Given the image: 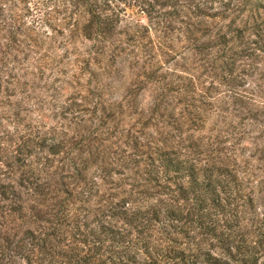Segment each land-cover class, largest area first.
<instances>
[{"label": "rangeland", "instance_id": "1", "mask_svg": "<svg viewBox=\"0 0 264 264\" xmlns=\"http://www.w3.org/2000/svg\"><path fill=\"white\" fill-rule=\"evenodd\" d=\"M213 1L181 0L180 16H170L160 27L146 17L139 24L132 15L137 8L129 9L104 39L97 38L96 26L86 36L70 37L62 30L54 50L61 64L36 76L27 72L35 71L34 65L24 61L33 55L28 49L33 43L20 33L16 39L23 43L16 46L13 29L0 27V68L9 63L13 75L21 76L17 95L9 100L11 113L20 101L27 111L20 129L64 141L70 150L50 156L38 140L24 148V139L9 125L25 162L11 182L18 184L29 165L36 173L31 180L42 183L46 175L37 173L48 157L53 168L47 173L56 182L68 176L65 188L72 193L70 198L55 192L63 189L55 185L43 196L30 184H25L29 191L16 185L21 200L13 204L21 210L1 221L5 235L18 241L29 231L48 232L52 225L45 221H53L59 203L71 199L72 218L57 235L59 253L73 243L79 257L94 254L97 264L111 249L105 234H98L108 224L138 242L143 264L156 255L154 264H212L209 254L230 264H264V51L236 56L233 73L227 64L246 44L264 46V0L242 4L227 19L196 18L187 9ZM215 7L204 11L221 13ZM187 23L195 24L190 33ZM0 75L6 79L8 73ZM12 145L7 148L15 153L19 148ZM161 150L196 163L203 186L193 191L188 176L167 175ZM5 168L0 163V170ZM74 224H85L82 229L92 235L88 242L75 241ZM67 259L57 255L60 264H70ZM26 261L18 258L16 264Z\"/></svg>", "mask_w": 264, "mask_h": 264}, {"label": "trees", "instance_id": "2", "mask_svg": "<svg viewBox=\"0 0 264 264\" xmlns=\"http://www.w3.org/2000/svg\"><path fill=\"white\" fill-rule=\"evenodd\" d=\"M179 1L181 0H153V2H146L145 0H0V27L13 29L11 30L10 35L16 46L18 43H23L16 39L17 35L20 33L27 35L28 40L33 43L32 47L28 48L33 55H28L24 61H27L28 64H32L35 67V71L27 70V72L33 76H36L37 74L44 75L46 70L57 69L61 64L58 56L54 53V50L55 45L60 44L58 42V36L61 38L64 37V32H62V30L69 33L70 37H76L79 33L85 35L86 31L91 34V29L96 26L99 34L97 35V38L104 39L109 32L114 30L116 24L121 23V18H123L122 15L124 12L136 8L137 12L135 11L136 13L132 14L137 17L136 22L142 24L144 22L143 19L149 18L152 24V20H156L154 24L160 27V23L164 20L166 23L170 16L174 15V18L180 16L178 10V7H180L178 3ZM185 1L187 4L191 3V0ZM251 1L252 0H244L242 3L241 0H214L213 4L211 3L210 5H188L189 7L187 9L191 11V14L197 13L195 15L196 18L206 17L208 19H214L222 17V19H227V13L229 11H239L242 4L243 7H246L252 4ZM119 3L124 5L123 9L119 6ZM170 4L173 5L171 6ZM216 5H219L221 13H208L204 11V8L208 11H214L216 10ZM165 7H170L173 10L170 12L162 11ZM160 8H162V10ZM110 11L112 13L111 15H108L107 12ZM10 15L16 16V19L8 18ZM86 17H88V20H86ZM11 20L15 21L12 24H15L16 27L9 24V21ZM135 20H133V24L135 23ZM187 25V32L190 33L191 27L195 26V24L187 23ZM143 27L146 26L143 25ZM90 34L89 36H91ZM221 38L226 41L224 35H222ZM258 44L259 42H253V46H248V44H246L239 52L237 50L233 51V55L230 57V63L226 61L228 66L233 65V67H230L229 69L230 72L233 73L235 70L234 65L236 60L234 58L236 56L251 58L256 51L263 52L264 46L257 47ZM224 54L225 52L222 53V58L225 56ZM9 56H11L10 53H4V57L7 61L10 59ZM50 62H54L55 66L52 67ZM10 66L9 63L7 65L2 63V67L0 68V73L3 75L8 73L6 79H3L0 75V159H2L0 160V163L6 167L4 171L0 170V264H16V259L18 258L27 260V264H60L57 260V255H62L64 259H67L69 254H72V256L67 259L71 261L69 262L70 264H96L97 260L94 254L86 257H79L78 253L81 252V250L78 246H74L73 243L67 245L69 251L64 253H59L57 251L61 250L60 242L58 240L59 237H57L58 232L61 230L60 227L67 226L68 224L66 222L72 218V212L69 209L71 208V199L62 200L59 203V210L53 213V221H45L52 225L48 232L36 236L35 233L29 231L26 233L25 238H21L18 241L3 233V223L1 221L5 219L7 215L10 216L11 213L21 210V207L19 206L14 207V204H16L14 201L16 199L21 200L20 194H17L16 192V185L29 191L28 186L25 184H30L35 193L43 196L53 193L51 189L55 185H59L63 187V189H56L55 192L64 193L70 198L72 197V193L65 188L66 184L64 183V179L68 178L67 175V177H62L59 182H56L53 180L52 176L47 173V171L53 168V165L50 163L52 161L48 157H44L45 163L42 166L43 170H39V173H37H44L46 175V178L42 179V183L31 180V176H35L36 173L33 172L31 166L27 164L26 165L29 169L23 172V175L25 176L20 177L18 184L11 182L14 181V175L17 170H21V166H23L22 164L25 163L24 161H21L20 155L23 146L18 147V143L13 141V133L20 136L19 140L24 139V142H22L24 148L26 146L25 144H33L38 140L36 145L41 151L47 150L50 156L56 157L60 154H66L67 150L68 152H70V150L67 149L64 141L57 142L47 136L37 137L32 134L34 131L28 132L20 129L24 122L23 119H21L22 113L27 111H24L22 107L23 101H20L19 104L18 102L15 104V108L11 113L13 105L9 100L17 95V89L21 83V76L17 74L13 75L12 70L10 71L9 69ZM223 69L225 70V68ZM3 83H5L6 86H4ZM4 92L8 94L9 99H7V101L4 99L6 96L4 95ZM5 122L8 124L5 125ZM9 125L13 126V133L9 131ZM24 127L28 126L25 125ZM29 127L32 128L31 126ZM35 129L37 128L35 127ZM9 142L13 143L12 146H17V148H19L15 153H12V151L7 148ZM16 153L20 157H16ZM160 153H162L161 161L165 164L163 168L167 175L174 172L175 175L180 176V178L188 176V178L192 179L191 184L193 185V191L194 189L203 186L201 185V181L198 180V172L200 170L197 169L198 165L196 163H192V161L187 159H176L174 155L171 158V154L168 156L166 153H163V150H161ZM85 163L86 162H83V164ZM85 168L86 167L84 166L83 169ZM75 171L79 176L82 175L83 171L76 168ZM111 172L112 169L106 171L109 175ZM29 174L30 177H27L26 175ZM76 174L73 176L70 175L71 178H74V176L76 177ZM48 176L50 180L47 179ZM4 180L9 181L10 183L6 184L3 182ZM84 181L87 180L84 179L83 182ZM90 189L92 190V186ZM181 189L183 188L181 187ZM46 191L49 193L46 194ZM4 203H11L12 205L10 209H8L7 206H3ZM116 212L120 214L118 210ZM134 222L135 221H131V223ZM107 225H103V232H99L98 234H105L108 241L111 243V249L106 252L108 254L105 258H101L97 264H143V259L138 258V252L140 253L141 250L137 248L138 242L134 243V240L132 239L128 241L126 237L129 233H126L127 235L123 236L118 233L119 231H114L112 226ZM82 227L86 229L85 224H74V230L77 232L73 235V238L76 239L75 241H82L85 243L88 242L92 235L86 230L85 232ZM121 249L124 251H121ZM130 249H134L137 253H129L128 250ZM156 256L158 257L160 255ZM157 257L151 256V261H149L148 264H154ZM206 259L210 260L212 264H230L228 261L219 259L210 254L207 255Z\"/></svg>", "mask_w": 264, "mask_h": 264}]
</instances>
